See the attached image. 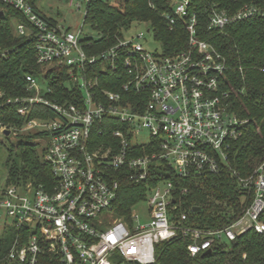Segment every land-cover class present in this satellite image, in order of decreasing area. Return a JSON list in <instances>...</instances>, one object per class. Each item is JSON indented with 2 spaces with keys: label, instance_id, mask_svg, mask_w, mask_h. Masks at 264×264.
<instances>
[{
  "label": "built area",
  "instance_id": "1",
  "mask_svg": "<svg viewBox=\"0 0 264 264\" xmlns=\"http://www.w3.org/2000/svg\"><path fill=\"white\" fill-rule=\"evenodd\" d=\"M62 1L84 19L92 0ZM167 1L169 10L162 18L169 31L187 32L184 50L172 55L149 52L140 43L145 40L140 33L90 56L81 29L74 32L49 21L26 0H0L29 24L17 23L15 31L34 39L37 64L64 70L69 87L81 93L75 102L50 101L44 97L51 93L47 83L43 87L26 76L33 95L4 103L18 104L22 117L35 105L51 114L27 121L23 129L47 135L43 160L54 184L49 189L31 184L0 188V241L12 233L0 264H159L160 243L187 240L189 254L197 256L232 244L249 231L264 236V162L246 178L232 172L252 195L251 202L235 221L214 229L193 227L188 214L176 215L173 184L158 175L162 164L182 179L221 172L228 167L230 143L247 124L227 108L228 94L221 89L224 58L198 38L195 1ZM228 1L206 3L209 30L264 16L251 3L233 11L240 0ZM109 74L117 77V91L101 86V76ZM107 122L119 127L111 128L105 146L99 138ZM3 132L6 128L0 125ZM142 132L148 134L146 141ZM144 147L150 153L139 155ZM123 178L146 184L143 199L127 217L117 216ZM143 203L147 222L133 211Z\"/></svg>",
  "mask_w": 264,
  "mask_h": 264
},
{
  "label": "trees",
  "instance_id": "2",
  "mask_svg": "<svg viewBox=\"0 0 264 264\" xmlns=\"http://www.w3.org/2000/svg\"><path fill=\"white\" fill-rule=\"evenodd\" d=\"M38 13V0H26ZM198 18L197 36L210 43L224 58L226 70L221 89L228 94L226 101L229 112L247 121L240 137L230 143L227 152L228 167L217 174L178 178L169 172L165 165L158 169L160 179L169 180L174 187L176 215L188 214L189 224L200 228H222L239 218L250 204L252 195L243 190L233 175L246 178L264 162V16L252 17L227 26L222 31L209 30L205 6L207 2L228 3V0H194ZM251 3L264 12V0H240L232 7L235 11L241 4ZM169 10L167 0H111L104 2L92 0L87 8L84 24H89L99 39H86L82 43L88 55H97L115 45L123 38L133 24L149 25L153 38L159 43L163 55H172L184 50L188 34L184 29L169 31L162 14ZM232 11V12H233ZM0 125L7 131L23 129L27 121L51 117L41 105H35L31 113L22 117L17 113L18 104H4L6 100L30 97L33 92L27 90L26 76L41 78L51 89L44 94L50 101L75 102L81 99L80 91L69 87V79L62 69H51L42 75L35 60L34 39L31 36H19L12 26L24 23L26 19L12 8L0 2ZM40 14V13H39ZM41 15V14H40ZM46 18L45 16L41 15ZM49 21L53 22L51 19ZM101 75V74H100ZM102 88L117 91L119 83L114 74L101 76ZM109 82V83H108ZM117 83V84H116ZM110 122V121H109ZM107 122L103 125L100 143L107 146L111 128L118 123ZM0 134V147L3 145ZM45 133L28 131L22 133L18 144L7 149L8 185L41 186L49 189L54 184L51 170L43 160L45 149L38 150L39 141L46 138ZM16 153L17 162L12 159ZM144 147L139 155L149 154ZM146 184L135 185L127 178L120 180L117 200V216L127 217L131 207L143 199ZM183 190L186 192L184 193ZM193 208H199L193 212ZM264 218V212H263ZM0 241V257L5 256L11 231ZM187 240H175L156 246V258L159 264H264V236L249 231L232 244L214 247L209 255L192 256L188 251Z\"/></svg>",
  "mask_w": 264,
  "mask_h": 264
},
{
  "label": "rangeland",
  "instance_id": "3",
  "mask_svg": "<svg viewBox=\"0 0 264 264\" xmlns=\"http://www.w3.org/2000/svg\"><path fill=\"white\" fill-rule=\"evenodd\" d=\"M36 8L41 15L45 17H50L59 23V26L64 27L67 30L78 32L80 29L82 30L81 39L82 41L86 39L98 40L99 34L98 32L92 28L89 24H83V13H78L75 8L69 7L62 0H38L36 4ZM16 20H12L13 28L16 27ZM149 30V32H147ZM143 33L145 36L144 41H140V43L145 47V49L149 52L158 51L160 49L159 43L156 42L153 38L152 31L147 24H133L127 32L123 33V38L125 40H130L134 38L136 35ZM50 68H41L42 75H47L50 71ZM37 81L44 87V81L41 78H37ZM7 131V130H6ZM9 132V131H8ZM28 132L24 129L19 131H10L7 138L2 137L3 145L0 147V188L6 186V176H7V168H6V160H7V149L11 146L15 147L20 138L19 136L22 133ZM4 133V132H3ZM141 138L143 141L148 139V134L146 132L141 133ZM48 143V138H43L39 141L38 150L45 149ZM16 153L12 156V159L17 162ZM28 185V184H27ZM20 186V185H18ZM145 208L146 204H140L133 211L141 217L142 222H147L145 219ZM3 233L0 230V239Z\"/></svg>",
  "mask_w": 264,
  "mask_h": 264
},
{
  "label": "water",
  "instance_id": "4",
  "mask_svg": "<svg viewBox=\"0 0 264 264\" xmlns=\"http://www.w3.org/2000/svg\"><path fill=\"white\" fill-rule=\"evenodd\" d=\"M2 14H3V13L1 12L0 15H2ZM3 134H4L5 136H8V135H9V132L6 131V132H4ZM192 211H193V212H198V211H199V208H193ZM210 253H211V251L208 250V251H206V252L203 254V256L209 255Z\"/></svg>",
  "mask_w": 264,
  "mask_h": 264
},
{
  "label": "crops",
  "instance_id": "5",
  "mask_svg": "<svg viewBox=\"0 0 264 264\" xmlns=\"http://www.w3.org/2000/svg\"><path fill=\"white\" fill-rule=\"evenodd\" d=\"M43 16H44V15H43ZM46 18L51 19L52 21H54L56 24L59 25V23H58L57 21H55L54 19H52V18H50V17H46Z\"/></svg>",
  "mask_w": 264,
  "mask_h": 264
}]
</instances>
